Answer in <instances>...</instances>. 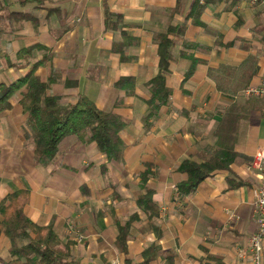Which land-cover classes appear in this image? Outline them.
<instances>
[{"label": "crops", "instance_id": "crops-1", "mask_svg": "<svg viewBox=\"0 0 264 264\" xmlns=\"http://www.w3.org/2000/svg\"><path fill=\"white\" fill-rule=\"evenodd\" d=\"M22 1L13 0L21 9L11 12L34 18L22 20L26 43L15 58L35 43L50 50L36 51L30 62L6 55L9 71L20 74L0 82L17 81L49 54L37 73L51 81L50 93L64 104L84 95L99 109L120 115L126 122L124 154L119 162L109 161L88 136L71 135L54 161L40 166L18 93L0 115V200L29 189L26 214L39 225H53L79 264H125L126 258L141 264L143 250L155 241L160 253L150 264H251L254 190L260 185L251 163L264 150V98L243 91L264 81V3L200 0L202 12L193 17L196 0H181L179 6L177 0ZM171 25L185 28L172 49L167 75L172 95L146 122L148 83L159 71L155 37ZM33 34L36 39H26ZM122 78L132 80L118 87ZM248 99L259 101L248 105ZM228 147L239 153L230 169L214 171L193 194H178L176 185L187 175L177 168L185 159L214 156ZM148 165L162 237L140 230L148 223L137 203ZM230 179L244 184L232 186ZM134 213L140 220L125 254L116 247L118 226ZM12 260L11 241L0 232V264Z\"/></svg>", "mask_w": 264, "mask_h": 264}, {"label": "trees", "instance_id": "trees-1", "mask_svg": "<svg viewBox=\"0 0 264 264\" xmlns=\"http://www.w3.org/2000/svg\"><path fill=\"white\" fill-rule=\"evenodd\" d=\"M178 6L181 0H177ZM27 3V1H22ZM50 9H54L50 7ZM202 12L200 0H196L192 9L193 17H199ZM10 17L14 21L33 19L28 13L11 12ZM33 17V18H32ZM0 18V34L1 29ZM184 25H171L169 28L156 35L158 43L159 71L149 81L151 96L148 98V114L146 122L159 114L161 108L170 101L172 90L167 83V75L171 69L173 60L172 49L176 45L175 37L183 34ZM124 46L121 44L119 48ZM45 50L47 46L35 43L20 49L16 53L17 60L30 62L35 57V52ZM10 60V59H9ZM51 60L49 54L32 64L31 70L20 76L15 82H0V115L12 108V99L19 93V100L23 111L28 114L29 138L33 143L35 158L40 166H47L57 157L60 143L68 136H88L89 142H95L98 149L104 153L109 161L119 162L123 159L124 142L121 136L126 126L125 120L113 111L99 109L90 98L80 95L75 103L64 104L61 98L50 93L51 81L45 80L37 73ZM15 66V63L11 64ZM132 78H122L117 82L118 87L129 85ZM133 86V83H131ZM259 98V97H257ZM259 100L248 99L251 105ZM239 156L233 148L228 147L223 152L214 156L203 158L185 159L177 168L185 173L187 178L177 183L176 189L179 195L193 194L199 185L214 171L230 169L231 164ZM151 165L141 174L143 192L138 196L137 203L148 219V223L142 229H150L162 237L160 226V206L154 199V189L148 185L153 176ZM232 186H240L244 181L235 182L229 180ZM30 201V190L19 189L7 194L0 200V232L11 241L13 260L10 264H79L72 256L68 245L63 247V242L53 225H39L35 223L25 212V207ZM140 220L138 213L123 224H119V234L116 247L119 251L128 254L130 238L136 230L135 223ZM138 229V228H137ZM159 245L155 241L142 252L141 264H150L159 255ZM168 255L173 256L172 252ZM125 264H131L130 258H126Z\"/></svg>", "mask_w": 264, "mask_h": 264}, {"label": "built area", "instance_id": "built-area-1", "mask_svg": "<svg viewBox=\"0 0 264 264\" xmlns=\"http://www.w3.org/2000/svg\"><path fill=\"white\" fill-rule=\"evenodd\" d=\"M255 6L264 3V0H246ZM244 94L248 97L264 98V81L257 86L245 89ZM251 168L256 171L260 185L254 190V207L257 219V229L252 234L249 245L251 264H263L262 254L264 250V150L258 151L253 158ZM118 264V263H117Z\"/></svg>", "mask_w": 264, "mask_h": 264}, {"label": "rangeland", "instance_id": "rangeland-1", "mask_svg": "<svg viewBox=\"0 0 264 264\" xmlns=\"http://www.w3.org/2000/svg\"><path fill=\"white\" fill-rule=\"evenodd\" d=\"M13 0H0V7H3L0 9V18H1V27L3 28L2 31H8V33H5L1 35L0 37V80H10L11 78L15 77L16 75L20 74L18 69L14 68V71L10 72L7 61H6V55H9V58L12 61H16L15 58V51L18 49L21 45V43H26V40L22 42L21 40V32L20 29L23 27L22 19L21 21H14L10 17V13L12 10H19L21 9V6L19 4L12 3ZM13 32L14 34H11L10 32ZM34 35V34H33ZM24 37V36H23ZM26 38V37H25ZM28 39H36V36H29L26 38ZM9 40V41H8ZM33 62V61H32ZM218 105V104H217ZM218 107V106H217ZM221 107V106H220ZM210 122V124H209ZM212 120L208 121L206 125H211ZM205 125V124H204ZM122 264L121 262L114 261L112 264Z\"/></svg>", "mask_w": 264, "mask_h": 264}]
</instances>
